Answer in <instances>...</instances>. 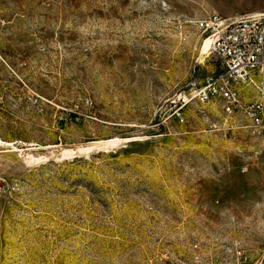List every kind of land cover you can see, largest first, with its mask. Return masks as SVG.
Returning a JSON list of instances; mask_svg holds the SVG:
<instances>
[{
    "label": "rangeland",
    "instance_id": "rangeland-1",
    "mask_svg": "<svg viewBox=\"0 0 264 264\" xmlns=\"http://www.w3.org/2000/svg\"><path fill=\"white\" fill-rule=\"evenodd\" d=\"M262 12L0 0V264H264V139L180 100L220 70L196 21Z\"/></svg>",
    "mask_w": 264,
    "mask_h": 264
},
{
    "label": "built area",
    "instance_id": "built-area-1",
    "mask_svg": "<svg viewBox=\"0 0 264 264\" xmlns=\"http://www.w3.org/2000/svg\"><path fill=\"white\" fill-rule=\"evenodd\" d=\"M196 30L209 41L220 70L210 76L202 90H193L180 100L202 104L221 102L223 113L247 123V129L264 139V12L241 17L212 14L195 23ZM228 264H249L250 257L234 247Z\"/></svg>",
    "mask_w": 264,
    "mask_h": 264
},
{
    "label": "bare ground",
    "instance_id": "bare-ground-1",
    "mask_svg": "<svg viewBox=\"0 0 264 264\" xmlns=\"http://www.w3.org/2000/svg\"><path fill=\"white\" fill-rule=\"evenodd\" d=\"M208 50H209V41H205L204 42V46H203V50H202V54L207 55L208 54ZM113 142V141H112ZM6 146H10V144H7Z\"/></svg>",
    "mask_w": 264,
    "mask_h": 264
}]
</instances>
